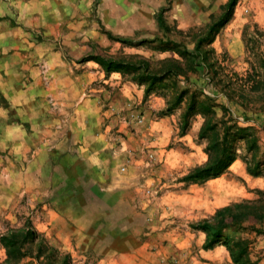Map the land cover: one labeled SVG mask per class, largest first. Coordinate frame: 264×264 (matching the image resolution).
Returning a JSON list of instances; mask_svg holds the SVG:
<instances>
[{
    "label": "rangeland",
    "instance_id": "rangeland-1",
    "mask_svg": "<svg viewBox=\"0 0 264 264\" xmlns=\"http://www.w3.org/2000/svg\"><path fill=\"white\" fill-rule=\"evenodd\" d=\"M228 2L123 0L121 12L105 17L93 2L75 33L43 36L41 115L31 116L44 133L23 124L29 146L20 157L18 116L0 121V235L30 220L58 251L55 264L65 255L66 264H234L225 246L204 249L205 233L195 228L229 218L236 225L221 239L247 264H264V0H237L231 17L211 28ZM93 55L127 67L106 75L82 61ZM145 66L156 75L147 96L134 79ZM100 71L119 84H103L89 122L113 145L102 163L88 165L70 149L69 114L53 80ZM121 86L129 98L116 94ZM220 157L234 159L219 176L182 180ZM6 257L0 243V264Z\"/></svg>",
    "mask_w": 264,
    "mask_h": 264
},
{
    "label": "crops",
    "instance_id": "crops-1",
    "mask_svg": "<svg viewBox=\"0 0 264 264\" xmlns=\"http://www.w3.org/2000/svg\"><path fill=\"white\" fill-rule=\"evenodd\" d=\"M93 2L98 3L95 13L104 17L107 12L115 16L122 10L123 0H0V97L5 100L0 106V121L7 122V118L10 121L11 114L18 116V126L24 129L20 143L15 146L20 157H25L29 146L23 124L32 123L30 128L34 127L41 135L44 133V128L36 120L33 122L31 116L40 117L39 108L43 101L41 89L37 86L36 67L46 47L42 38L44 35L56 37L75 33L72 28L83 27L92 17ZM111 77L113 75L105 77L100 71L96 77L58 74L53 80L60 84L57 97L69 114L70 149L88 165L102 163L104 148L113 145L106 143L100 128L89 122L96 114L93 113L97 102L94 96L105 91L103 84H119V81L112 82ZM80 82L90 84L87 94L86 91L83 93L84 97L80 95ZM124 88L119 87L116 94L128 97L130 93Z\"/></svg>",
    "mask_w": 264,
    "mask_h": 264
},
{
    "label": "trees",
    "instance_id": "trees-1",
    "mask_svg": "<svg viewBox=\"0 0 264 264\" xmlns=\"http://www.w3.org/2000/svg\"><path fill=\"white\" fill-rule=\"evenodd\" d=\"M237 0H229L226 12L221 20H217L211 28L214 27L215 24L224 23L231 17L233 8L235 7ZM228 16V17H227ZM157 23L162 28H167L164 22L163 16L161 13L157 16ZM125 43V40H119ZM92 60L101 66L102 70L106 75H109L113 72L123 73L126 69V65L116 57L112 56H103V55H93L88 58L83 59L82 61ZM130 65V64H129ZM131 66V65H130ZM134 67V66H131ZM143 74H140V78L137 79L138 84L145 83L144 87V95L147 96L150 93L154 92V84L156 75L149 71V67L145 66L143 69ZM170 108L163 110L162 113H166ZM186 124L182 126V129ZM233 157L228 158H218L215 161L207 162L203 165L196 166L190 172L182 177V180L186 183H196L202 182L209 178H214L219 176L233 161ZM250 174H256L254 171H250ZM226 209L218 210V213H223ZM264 219V216H262ZM229 218H224L222 220L221 226H214L208 221H203L195 226V228L203 231L205 233V239L203 248L210 249L216 244H221L226 247L229 251L230 257L232 258L234 264H247L242 258L240 254H237L233 251L231 245L227 242V238L221 239L222 230L229 227H234L235 225L232 222H229ZM238 225V224H237ZM39 234L34 229L30 220H27L23 227L17 229H9L7 233L0 235V243L6 249L7 257L3 264H41L39 262L40 256L48 251L47 259L49 264L57 263L58 251L53 246L46 244L44 238H38ZM21 240L23 241V245L27 244L25 250L23 249V245ZM42 244L46 245V248L43 249ZM24 257H29V260L21 262ZM68 261V256L65 255L60 264H66L65 261Z\"/></svg>",
    "mask_w": 264,
    "mask_h": 264
}]
</instances>
